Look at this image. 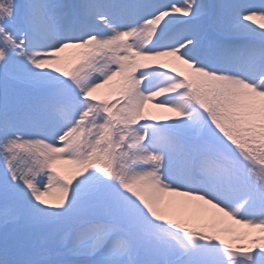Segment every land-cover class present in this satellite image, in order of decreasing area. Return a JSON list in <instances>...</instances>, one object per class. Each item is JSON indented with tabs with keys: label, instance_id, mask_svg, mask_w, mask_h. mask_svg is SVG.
<instances>
[{
	"label": "snow or ice",
	"instance_id": "snow-or-ice-1",
	"mask_svg": "<svg viewBox=\"0 0 264 264\" xmlns=\"http://www.w3.org/2000/svg\"><path fill=\"white\" fill-rule=\"evenodd\" d=\"M0 264H264V0H0Z\"/></svg>",
	"mask_w": 264,
	"mask_h": 264
},
{
	"label": "bare ground",
	"instance_id": "bare-ground-1",
	"mask_svg": "<svg viewBox=\"0 0 264 264\" xmlns=\"http://www.w3.org/2000/svg\"><path fill=\"white\" fill-rule=\"evenodd\" d=\"M150 114L159 117V116H164V115H166L167 113L162 112L161 110H158V109H154V108H152V109H150Z\"/></svg>",
	"mask_w": 264,
	"mask_h": 264
},
{
	"label": "rangeland",
	"instance_id": "rangeland-1",
	"mask_svg": "<svg viewBox=\"0 0 264 264\" xmlns=\"http://www.w3.org/2000/svg\"><path fill=\"white\" fill-rule=\"evenodd\" d=\"M210 2H213V3H214V2H216V0H210ZM166 115H174V114L167 113ZM70 170H71V168H70V166H68V167L66 168V170H65V171H66V174H67V172L70 171ZM225 238H227V237H225Z\"/></svg>",
	"mask_w": 264,
	"mask_h": 264
}]
</instances>
